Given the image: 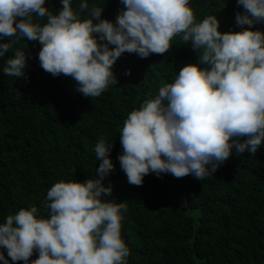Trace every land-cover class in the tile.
<instances>
[{
	"label": "clouds",
	"instance_id": "1",
	"mask_svg": "<svg viewBox=\"0 0 264 264\" xmlns=\"http://www.w3.org/2000/svg\"><path fill=\"white\" fill-rule=\"evenodd\" d=\"M61 3L57 13L46 0H0V39L10 38L0 44V58L22 40L39 42L40 67L72 78L77 92L95 98L119 83L114 65L126 52L163 55L180 37L197 53V63L182 67L173 82L127 115L118 160L129 184L142 186L151 173L203 181L233 149L255 155L264 143V31L253 30L264 22V0H237L242 30L227 32L216 15L198 22L190 0H120L115 22L102 18L104 8L88 0L77 8L72 0ZM13 52L3 72L19 78L26 52ZM112 148L104 137L96 143L102 161L96 178L51 186L43 202L48 216H38L35 205L7 216L0 224V249L12 262L127 264L130 249L121 231L127 205L103 198L113 193L111 183L104 184L114 168ZM0 260L9 264L4 251Z\"/></svg>",
	"mask_w": 264,
	"mask_h": 264
},
{
	"label": "trees",
	"instance_id": "2",
	"mask_svg": "<svg viewBox=\"0 0 264 264\" xmlns=\"http://www.w3.org/2000/svg\"><path fill=\"white\" fill-rule=\"evenodd\" d=\"M79 3L72 0L74 8ZM88 3L103 7L102 18L113 22L123 7L120 0ZM190 5L198 22L216 15L222 32L242 30L236 14L243 8L237 0H190ZM46 6L58 13L62 3L46 0ZM253 30L264 31V22ZM7 42L10 38L0 39V44ZM172 45L165 54L148 58L122 54L114 65L119 83L95 98L77 92L72 78L45 72L39 42L22 40L13 48L26 52L22 77L3 72L13 51L0 58V224L32 205L40 209L38 216H48L43 202L56 182L96 178L102 161L94 149L104 137L113 144L114 168L104 180L105 186H113L112 196L103 198L127 205L121 230L130 249L127 264H264V143L255 155H236L233 149L203 181L151 173L142 186H135L120 167L119 135L127 115L173 82L182 67L198 62L197 53L180 37ZM0 251L9 264H24ZM37 258L38 252L30 259Z\"/></svg>",
	"mask_w": 264,
	"mask_h": 264
}]
</instances>
